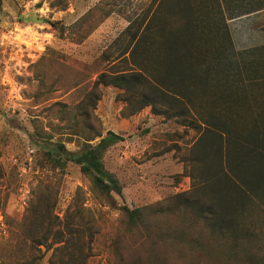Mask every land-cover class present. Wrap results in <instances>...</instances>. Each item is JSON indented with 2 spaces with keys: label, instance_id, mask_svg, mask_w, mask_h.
Listing matches in <instances>:
<instances>
[{
  "label": "rangeland",
  "instance_id": "obj_1",
  "mask_svg": "<svg viewBox=\"0 0 264 264\" xmlns=\"http://www.w3.org/2000/svg\"><path fill=\"white\" fill-rule=\"evenodd\" d=\"M162 1L0 0V264H117L121 252L143 261L178 254L157 228L129 232L116 207L151 205L201 182L193 157L204 127L192 115L183 124L151 107L125 116L113 85H100L96 108L87 107L91 131L77 114L101 71L136 72L133 33L151 26ZM228 24L237 50L264 44V10ZM108 131L124 137L103 155L122 186L115 207L79 165L48 162L58 143L78 151L89 135ZM34 209L45 212L42 225ZM180 249L182 263L209 264Z\"/></svg>",
  "mask_w": 264,
  "mask_h": 264
},
{
  "label": "trees",
  "instance_id": "obj_2",
  "mask_svg": "<svg viewBox=\"0 0 264 264\" xmlns=\"http://www.w3.org/2000/svg\"><path fill=\"white\" fill-rule=\"evenodd\" d=\"M158 7L151 26L133 33L136 72L101 71L77 114L91 131L87 107L96 108L100 85H113L121 90L125 116L151 107L155 115L184 124L192 115L204 127L193 157L201 182L151 205L116 207L129 232L157 228V238L178 253L143 261L121 252L117 264H184L179 257L185 247L209 264H258L264 245V44L237 50L228 20L264 10V0H163ZM102 56L107 60L108 51ZM123 139L114 131L92 133L78 151L58 143L48 162L79 165L115 207L113 193L122 196V186L103 155ZM33 212L34 223L42 225L45 212Z\"/></svg>",
  "mask_w": 264,
  "mask_h": 264
}]
</instances>
